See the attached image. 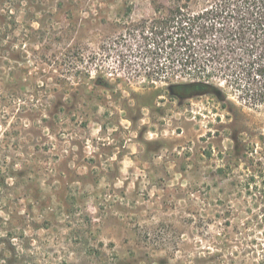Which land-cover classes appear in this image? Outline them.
Wrapping results in <instances>:
<instances>
[{"label": "rangeland", "instance_id": "1", "mask_svg": "<svg viewBox=\"0 0 264 264\" xmlns=\"http://www.w3.org/2000/svg\"><path fill=\"white\" fill-rule=\"evenodd\" d=\"M168 1L0 0V264L258 257L264 105L142 85Z\"/></svg>", "mask_w": 264, "mask_h": 264}, {"label": "trees", "instance_id": "2", "mask_svg": "<svg viewBox=\"0 0 264 264\" xmlns=\"http://www.w3.org/2000/svg\"><path fill=\"white\" fill-rule=\"evenodd\" d=\"M188 2L157 3L152 17L130 22L132 31L151 33L156 48L167 43L172 51L166 61L150 63L142 85L159 81L177 97L226 101L223 82L245 104L264 105V0H205L197 12ZM7 25H0V40ZM262 245L253 264H264Z\"/></svg>", "mask_w": 264, "mask_h": 264}]
</instances>
